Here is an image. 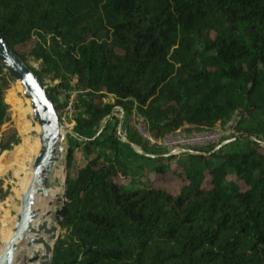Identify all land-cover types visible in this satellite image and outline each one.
<instances>
[{
    "label": "trees",
    "instance_id": "16d2710c",
    "mask_svg": "<svg viewBox=\"0 0 264 264\" xmlns=\"http://www.w3.org/2000/svg\"><path fill=\"white\" fill-rule=\"evenodd\" d=\"M0 31L59 81L57 110L60 88L87 90L85 164L71 146L51 264H264V0H0ZM11 80L0 63V130ZM117 107L150 154L163 153L141 130L161 140L236 119L245 142L144 156Z\"/></svg>",
    "mask_w": 264,
    "mask_h": 264
},
{
    "label": "rangeland",
    "instance_id": "374dc122",
    "mask_svg": "<svg viewBox=\"0 0 264 264\" xmlns=\"http://www.w3.org/2000/svg\"><path fill=\"white\" fill-rule=\"evenodd\" d=\"M28 64L38 71H41L42 69L41 61L34 60L33 58L28 59ZM44 82L47 87H53L59 83L58 80H53L49 75H46L44 77ZM64 89L66 88H60L59 93H62ZM60 97L61 95L59 94V98ZM103 101L105 103H114L116 101V97L114 95L108 94L103 99ZM4 103L6 106V120L0 130V153L3 156H7L10 154L12 157L13 165L7 168H3L0 171V251L2 244L5 243L6 239L4 234L5 228L11 227L12 223L16 222V217L18 214L17 208L21 207V189L24 181L29 176L30 167L31 165H33V163L30 164L28 160L25 159L23 163L24 168L21 167V172H16L14 170V166L17 164H15L14 158L17 159V161L20 160L18 157L19 155H17V151L20 145L26 152L30 151L32 145H34V147L36 148L39 147L36 122L33 119V115L28 110L29 104L22 93L21 87L14 80H11L9 89L5 91ZM114 115L120 120L121 133L125 135L121 122V117L123 121L122 110L119 107L115 108ZM105 123L106 120L103 122L100 130H94V133L101 131ZM120 125L118 129L120 128ZM235 125L236 119L230 120L226 123L219 122L213 128L205 130L194 129L190 125H186L181 130L168 135L161 140L152 139L143 130H141V133L145 138L150 139L152 144L157 143L160 146V150L163 154H169L172 152L174 153V155L188 153L181 151L182 148L192 150L194 153H198L199 151H204L203 153H207L205 151H209L212 147H214L215 150L223 142L228 140L229 142L225 145L231 144L235 141L244 143V132L241 128H239V126L235 127ZM189 129L194 130L189 131ZM72 131H74V129H72ZM65 138L68 145H71L75 148V168L79 167L80 165H84L85 154L82 147V141L84 139L77 136L76 133L72 132H68ZM26 140H28L27 142L32 145L25 146L24 143H26ZM2 145H8V148L4 149L2 148ZM230 148L231 147L226 148V150H229ZM171 163L173 166H176L177 159L172 160ZM63 165L64 166L61 167L60 175L64 179L65 175H67L66 162H64ZM148 176L153 178V174L151 173H149ZM140 179L144 181L146 177L142 176ZM64 181L65 179L63 180V182ZM64 193L65 185L60 197L63 198ZM54 202V207H56L55 210L60 209L63 205V202L58 201L57 198H55ZM53 221H55V224H57L55 213H53ZM53 226L54 225L50 227ZM59 233H63V230L61 228L58 232V235L60 236ZM29 248L31 247L27 246L26 240L23 241V243L19 247L15 259V264H42V260L33 262L31 261L32 256H30L29 252L27 251ZM36 255L37 254L33 255V257H35Z\"/></svg>",
    "mask_w": 264,
    "mask_h": 264
},
{
    "label": "water",
    "instance_id": "95a60500",
    "mask_svg": "<svg viewBox=\"0 0 264 264\" xmlns=\"http://www.w3.org/2000/svg\"><path fill=\"white\" fill-rule=\"evenodd\" d=\"M0 63L10 77L16 81L18 85H20L24 97L30 101L33 109V119L36 124L40 126L39 140L41 143L38 157L33 163L31 181L25 193L21 197V207L16 217L12 236L4 244L2 250L0 251V264H15L19 247L25 240L27 242V246L29 247L36 244H44L47 251V254L44 257H40L39 255L32 257V262L42 260V264H51L54 245L59 238L58 232L62 226V222L67 211V176L65 175V193L63 198L59 200L63 202V205L55 212L57 220L56 225L49 227L48 222L45 221L40 227H35V222L39 218V212L35 208L36 200L38 195L47 196L49 194V190L56 185L55 172L58 167L67 161L71 145H68L65 140L66 134L63 135L59 113L55 103L48 93L47 86L39 79L31 67L9 47L1 31ZM104 126L101 130L104 129ZM72 133L75 132L72 131ZM119 134L124 142L130 144L134 150L141 155L149 157L174 155L173 152L169 154L147 153L121 133V125L119 128ZM228 142L229 140L223 142L215 149V151L221 149V147ZM181 151L195 154L189 149L182 148ZM9 162H11L10 157L3 155L0 156V168L5 167V165ZM42 232H44L45 235L52 236L54 240L53 245L47 243L45 236L40 235ZM35 235H38V237H33Z\"/></svg>",
    "mask_w": 264,
    "mask_h": 264
},
{
    "label": "bare ground",
    "instance_id": "6f19581e",
    "mask_svg": "<svg viewBox=\"0 0 264 264\" xmlns=\"http://www.w3.org/2000/svg\"><path fill=\"white\" fill-rule=\"evenodd\" d=\"M27 102L29 104L28 110L30 111L31 114H33V109L31 107L30 101L28 99H27ZM36 125H37V130H38V135L37 136H38V139H39L40 126L38 124H36ZM65 134L66 133L63 131V135H65ZM28 140H29V138H28ZM28 140H26V143H24L25 146L26 145H29V146L32 145L29 142H27ZM40 146H41V143H40V140H39V147L38 148H36V147H34V145H32L30 151L26 152L23 149V147L20 145L19 148H18V151H17V155H19L18 157H19L20 160L17 161V159L14 158L15 164H17V165L14 166V170L16 172H21L20 168L21 167L24 168L23 163H24L25 159H27L30 164L34 163V161L38 157ZM30 155H31V157H30ZM62 166H64V165H61L60 167H58L56 172H55L56 185L49 190V194L47 196H42V195H38L37 196L35 208L37 209V211L40 212V214H39V218L35 222V227L36 228L40 227L42 225V223L45 222V221L48 222L49 227L52 226V225H56L55 221H53V213L56 212V210H55L56 207H54V203H55L54 200H55V198H57L58 201L60 199H62V197H60V195H61V193H62V191L64 189V185H65V181L63 182V180L65 178L63 179V177L60 175ZM64 170H65V168H64ZM32 174H33V165H31V167H30L29 176L26 178V180L23 183V186H22V189H21V197L25 193V191H26V189H27V187H28V185H29V183L31 181ZM52 207H54V208H52ZM19 211H20V207L17 208V212H19ZM14 226H15V223H12L11 227L5 228V230H4V234H5V237H6L5 243L12 236V231H13ZM40 235L41 236H45L46 239H47V243H49L50 245H53L54 240H53L51 235H45L44 232H42ZM33 237H38V235H35ZM4 244H2L1 250H2V248L4 246ZM27 251L29 252V255L32 256V257L35 254L39 255L40 257H44L47 254V251H46V248H45L44 244H36V245L32 246L31 248H29Z\"/></svg>",
    "mask_w": 264,
    "mask_h": 264
},
{
    "label": "built area",
    "instance_id": "2783aa9c",
    "mask_svg": "<svg viewBox=\"0 0 264 264\" xmlns=\"http://www.w3.org/2000/svg\"><path fill=\"white\" fill-rule=\"evenodd\" d=\"M86 93L87 90L75 86L74 83L60 93L58 113L61 129L66 134L72 132L76 126L77 116L80 112V97H85Z\"/></svg>",
    "mask_w": 264,
    "mask_h": 264
}]
</instances>
